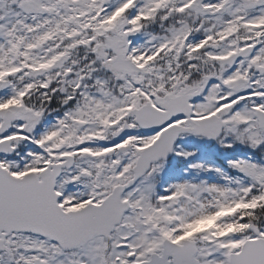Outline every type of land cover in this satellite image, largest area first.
I'll use <instances>...</instances> for the list:
<instances>
[{"label": "snow or ice", "instance_id": "obj_1", "mask_svg": "<svg viewBox=\"0 0 264 264\" xmlns=\"http://www.w3.org/2000/svg\"><path fill=\"white\" fill-rule=\"evenodd\" d=\"M0 264H264V0H0Z\"/></svg>", "mask_w": 264, "mask_h": 264}]
</instances>
